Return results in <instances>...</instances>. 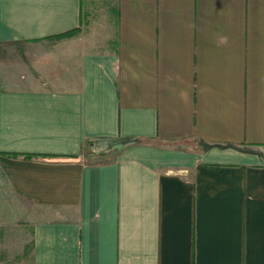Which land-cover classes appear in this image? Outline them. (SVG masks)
<instances>
[{
    "label": "crops",
    "instance_id": "crops-1",
    "mask_svg": "<svg viewBox=\"0 0 264 264\" xmlns=\"http://www.w3.org/2000/svg\"><path fill=\"white\" fill-rule=\"evenodd\" d=\"M110 1L0 0V264H264V0Z\"/></svg>",
    "mask_w": 264,
    "mask_h": 264
},
{
    "label": "rangeland",
    "instance_id": "rangeland-1",
    "mask_svg": "<svg viewBox=\"0 0 264 264\" xmlns=\"http://www.w3.org/2000/svg\"><path fill=\"white\" fill-rule=\"evenodd\" d=\"M110 0H87V8L85 10L84 23L82 28L78 30L77 35H81L87 40H97L102 42V36L94 37L96 33L103 34L105 31H112L116 25V9ZM87 162H103L108 158L100 156L99 153H93L86 156ZM13 205L12 200H8Z\"/></svg>",
    "mask_w": 264,
    "mask_h": 264
},
{
    "label": "trees",
    "instance_id": "trees-1",
    "mask_svg": "<svg viewBox=\"0 0 264 264\" xmlns=\"http://www.w3.org/2000/svg\"><path fill=\"white\" fill-rule=\"evenodd\" d=\"M78 32V30H73L71 32H68V33H65V34H62L60 36H57L56 38L58 39H62V38H69V37H73L74 35H76ZM8 157H11V158H16L18 156H14V155H7Z\"/></svg>",
    "mask_w": 264,
    "mask_h": 264
}]
</instances>
